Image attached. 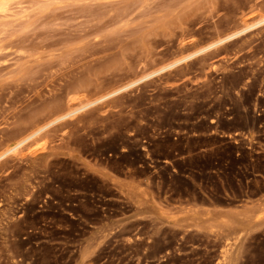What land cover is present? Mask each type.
I'll return each mask as SVG.
<instances>
[{
  "label": "rangeland",
  "instance_id": "obj_1",
  "mask_svg": "<svg viewBox=\"0 0 264 264\" xmlns=\"http://www.w3.org/2000/svg\"><path fill=\"white\" fill-rule=\"evenodd\" d=\"M0 9V264H264V0Z\"/></svg>",
  "mask_w": 264,
  "mask_h": 264
},
{
  "label": "bare ground",
  "instance_id": "obj_2",
  "mask_svg": "<svg viewBox=\"0 0 264 264\" xmlns=\"http://www.w3.org/2000/svg\"><path fill=\"white\" fill-rule=\"evenodd\" d=\"M3 1L4 0H0V7L3 5ZM52 1V0H51ZM91 1H93V0H91ZM5 2H7V1H5ZM9 2V1H8ZM78 2V1H77ZM87 2V1H86ZM98 2V1H97ZM19 3V2H18ZM91 3H93V2H91ZM7 4V3H6ZM6 4H5V6H6ZM4 6V7H5ZM8 9V8H7ZM11 9V8H10ZM1 10V9H0ZM20 10V9H19ZM2 11V10H1ZM10 14V13H9ZM20 15V14H19ZM20 16H22V15H20ZM24 16V15H23ZM23 16H22V18H23ZM129 17V16H128ZM15 18V17H14ZM21 18V17H20ZM124 18V17H123ZM124 20V19H123ZM119 21V20H118ZM128 22V21H127ZM262 22H264V19L260 22V23H262ZM260 23H258V24H260ZM257 25V24H256ZM255 26V25H254ZM250 28V27H249ZM237 35H239V34H236V35H233V36H230V37H227V38H225V39H222L221 41H219V42H217V43H215V44H212V45H210V46H208V47H205L204 49H202V50H200V51H198L197 53H195V54H193L192 56H189V57H186V58H184V59H181L180 61H178V62H176V63H174V64H172V65H170V66H167L166 68H163V69H160L159 71H157V72H155V73H153L152 75L150 74L149 76H147V77H145V78H143V79H141L140 81H138V82H134V84H130L129 86H127V87H125L124 89H127V88H133V85H135L136 86V83H139V82H142V81H145V80H147V79H150L152 76H155V75H158V74H160V73H162V72H164L165 70H168V69H171L172 67H176L178 64H180V63H182V62H184V61H186L187 59H190L191 57H193V56H196V55H198V54H201V53H204V52H206V51H209V50H211L212 48H215V47H217L218 45H221V44H223V43H225V42H227V41H229V40H231V39H233L235 36H237ZM159 69V68H158ZM139 78V77H138ZM137 79V78H136ZM138 80V79H137ZM135 81V80H134ZM127 84V83H126ZM128 85V84H127ZM145 85V84H144ZM118 89V88H117ZM124 89H122V90H124ZM122 90H117V92H114V95H116V93L118 94V92H121ZM128 90V89H127ZM126 90V91H127ZM126 95V94H125ZM113 97H115V96H113ZM112 97V98H113ZM106 98V97H105ZM116 98V97H115ZM104 99V98H103ZM120 99V98H119ZM102 100V99H101ZM101 100H98L97 102H100ZM107 100V99H106ZM106 100H104V101H106ZM116 100H118V99H116ZM91 101V100H90ZM93 101V100H92ZM103 101V100H102ZM103 101V102H104ZM109 102V101H108ZM111 102V101H110ZM113 102V101H112ZM88 104V103H87ZM94 103H92V104H89V105H87V106H84L83 108H81L80 110H82V109H84V108H87V107H89V106H91V105H93ZM102 104V103H101ZM107 104V103H106ZM82 105V104H81ZM85 105V104H84ZM79 107H80V105H79ZM82 107V106H81ZM79 109H78V111H80ZM69 113L68 114H66L65 116H63L62 115V117L61 118H59L58 120H56V121H59V120H62V119H67V117H69V116H73L74 114L73 113H70V111H68ZM77 112V111H76ZM59 115V114H58ZM56 118H57V116H56ZM80 119V118H79ZM78 121V120H77ZM53 123H55V122H53ZM72 124V123H71ZM47 127V126H46ZM44 128H42V129H39L38 131H33L34 133L33 134H31L29 137H27V138H25L24 140H22L21 142H18V144H16L15 146H13L11 149L9 148V149H7L6 150V152L5 153H3V154H1L0 155V159L3 157V156H5L6 154H8V153H11V152H13L14 150H16L19 146H21L24 142H26L28 139H30V138H32L33 136H35L36 134L38 135V133H40V131H42ZM36 137V136H35Z\"/></svg>",
  "mask_w": 264,
  "mask_h": 264
}]
</instances>
